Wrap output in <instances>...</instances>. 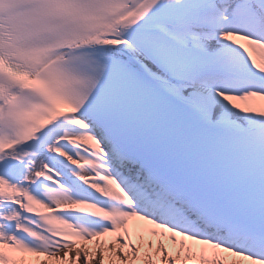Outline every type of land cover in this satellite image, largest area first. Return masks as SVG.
<instances>
[{
    "label": "snow or ice",
    "instance_id": "snow-or-ice-1",
    "mask_svg": "<svg viewBox=\"0 0 264 264\" xmlns=\"http://www.w3.org/2000/svg\"><path fill=\"white\" fill-rule=\"evenodd\" d=\"M0 264H264V0H0Z\"/></svg>",
    "mask_w": 264,
    "mask_h": 264
}]
</instances>
